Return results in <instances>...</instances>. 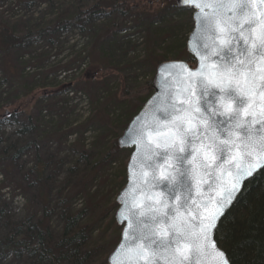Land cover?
<instances>
[{"label": "rangeland", "instance_id": "374dc122", "mask_svg": "<svg viewBox=\"0 0 264 264\" xmlns=\"http://www.w3.org/2000/svg\"><path fill=\"white\" fill-rule=\"evenodd\" d=\"M146 2L152 0H144ZM103 3L104 0H0V26L7 27L16 36H26L54 24L59 18L72 17ZM165 4L164 12L156 16L152 15L155 7L151 5L147 13L135 12L123 18L110 11L103 16L91 18L83 27L78 25L55 37L28 41L23 47L11 50L8 58L0 55V94L3 92V98H12L15 91L11 87L17 81L27 85L31 83V78L35 77L38 81L46 75L51 84L47 88L56 92L54 94L60 101L54 107L42 109L40 113L37 110L33 112V117L40 119L41 133L37 136L19 135L22 128L20 121L1 125L0 161H3L1 153L9 145L14 146L27 140L35 143L34 149L21 158L20 168L26 172L35 164L45 166L44 172L49 182L47 196L53 206L63 204L69 192L77 193L71 200L72 214L83 210L88 203H93L95 215L92 219L97 225L93 227L92 239L107 230L108 244L102 246L106 247V251L115 240V199L124 186L121 183L125 178L122 164H126L130 150H119L113 154L116 160L111 163L110 158L105 162L102 160L111 154V145L117 142L127 124L148 99L144 100L146 97L142 98L141 94L135 95L143 100V104L138 107L136 99L133 103L130 101L132 94L144 91L155 74L157 64L153 59L154 50L159 49L156 45H152V48L149 41L161 35L166 23L170 22L181 26L182 30L177 31L169 43H174L175 49H179L183 43L186 49L190 24L192 27V10L178 11L174 0L170 3L165 1ZM97 56L118 70L126 87L124 103H109L104 108L106 119L102 121L93 119L92 114L98 104L108 99L109 94L118 92L120 82L115 73L100 88L95 87L93 93L96 100L92 96L90 98L89 92L83 88L84 84L74 85V80L79 79L85 71L94 73L92 65ZM76 57L79 62L69 69L65 68ZM156 59H161L159 64L171 61L163 57ZM7 61L9 63L5 64ZM17 74L22 75V80L15 76ZM57 128H60L58 138L51 137V131ZM75 144H78L77 148H73ZM81 146L83 149H78ZM4 165L0 162V182L3 180ZM82 178H87L85 185ZM86 185L88 195L81 192ZM35 190L33 186L29 193L24 192L19 178L9 176V182L0 191V196L1 203L8 206L12 220L17 222L27 214H39L37 211L40 207L37 208L33 203ZM51 226L56 234L61 231L62 224L57 217L52 218ZM22 262L25 261L14 260L10 255L0 257V264Z\"/></svg>", "mask_w": 264, "mask_h": 264}, {"label": "snow or ice", "instance_id": "6c2138e0", "mask_svg": "<svg viewBox=\"0 0 264 264\" xmlns=\"http://www.w3.org/2000/svg\"><path fill=\"white\" fill-rule=\"evenodd\" d=\"M179 2L199 10L194 18L211 43L196 51L199 67L184 66L188 87L181 89L179 106L170 94L160 109L165 125L158 120L139 134L141 164L151 173L146 183L162 194L130 221L119 248H134L144 264H160L162 255L170 264H201L209 249L224 257L210 233L243 183L264 168V18H257L249 0ZM165 128L153 147L145 133L160 135ZM205 184L216 195L194 197V188Z\"/></svg>", "mask_w": 264, "mask_h": 264}, {"label": "trees", "instance_id": "16d2710c", "mask_svg": "<svg viewBox=\"0 0 264 264\" xmlns=\"http://www.w3.org/2000/svg\"><path fill=\"white\" fill-rule=\"evenodd\" d=\"M104 1L105 3L102 5L92 6L87 11L79 12L72 17L59 18L54 24L26 36H16L7 27L0 26V55L8 58L11 50L23 47L28 41L55 37L57 34L78 25L83 27L91 18L103 16L110 11L115 12L119 18H123L135 12L147 13L151 5L155 7L154 12L151 10L152 15L156 16L164 12L165 1L171 2V0H152V2L146 3H144V0ZM183 10L178 9L180 12H183ZM180 27L168 22L164 26L165 31L161 35H155L156 37L149 41L152 48V45H156L159 49H153L155 64L158 65L161 60L156 58L163 57L164 60L184 61L191 68L194 67L195 63L188 55L183 43L180 44L179 49H175L174 43H169L171 37L177 31L182 30ZM190 30H192L191 24L189 33ZM77 60L78 57L69 61L65 68L69 69L75 65L79 62ZM7 63L9 62L7 61L5 64ZM92 66L94 67V73L85 71L79 79L74 80V85L84 84L83 88L89 92V96L90 98L92 96L93 100H96L93 93L95 87L100 88L112 77V73H115V77L120 82L118 92L109 94L108 99H104L103 103L98 104V108L92 114L93 119L102 121L106 119L104 108L109 103H124L126 87L123 77L118 74V70L111 68L104 60H99L98 56ZM8 75L14 76L11 73ZM15 76L22 80V75L17 74ZM30 81L31 83L27 85L17 81V84L11 87L15 91L12 98L8 96L3 98V92L0 94V127L4 123H17L20 121L22 128L18 132L19 135L37 136L41 133L40 119L33 117V112L37 110L40 113L42 109L54 107L60 101L54 94L56 92H51L47 88L51 84L48 82L46 75L38 81L35 77L31 78ZM96 82L100 83L92 85ZM122 92L124 95H122ZM139 94L143 95L142 98L146 97L144 100L149 98L152 94L151 83H148L143 92L132 94L133 97H130L132 103L136 99L137 107L143 101L136 97ZM44 103H46L45 107L43 106ZM59 131L60 128H57L56 131L53 129L50 136L58 138ZM12 145H9L1 153L3 161L0 162L5 165L3 180L0 182V191L9 182V176H16L19 178L24 192L28 191L29 193L33 186L36 188L35 195L32 196L33 203L37 208H40L37 211L39 214H27L25 218L16 222L12 220L7 204L1 203L2 198L0 196V257L10 255L14 260L27 262H22L23 264H107L108 254L119 242L121 228L116 223L113 224V232L116 234L114 235L115 240L108 245L110 248L106 251V247L102 246L108 244L106 240L107 230L98 238L92 239L93 227L97 225L96 221L92 219L95 215V205L88 203L83 210L72 214L70 213L71 200L77 193L69 192L66 194L63 204L53 206L47 196L49 182L45 176V166L35 164L33 168L26 172L20 168L21 158L34 149L35 143L27 140L21 144ZM111 146L113 151L115 149L116 151L110 150L111 154L105 156L102 162L107 161L108 158L111 160L110 163L116 160L114 155L119 152V149L116 142ZM77 147L78 144L73 146V148ZM78 149L82 150L83 148L81 146ZM125 165V163L122 164L123 170ZM86 179L82 178L83 185L87 183ZM121 183L125 184V178ZM87 191V185L81 189V192L85 195H88ZM104 212H108V210ZM87 214H92V216H87ZM53 217H57L62 224L61 231L57 234L51 226ZM214 239L218 248L225 253L229 264H264V168L244 184L234 204L219 222Z\"/></svg>", "mask_w": 264, "mask_h": 264}, {"label": "water", "instance_id": "95a60500", "mask_svg": "<svg viewBox=\"0 0 264 264\" xmlns=\"http://www.w3.org/2000/svg\"><path fill=\"white\" fill-rule=\"evenodd\" d=\"M174 3L175 6L179 9L192 10V30L186 40L185 46L188 55L191 56V58L195 62V66L191 68L186 62L179 60L165 61L158 64L153 76V80L151 82V96L144 102L138 113L130 120V122L123 130L121 136L117 139L116 143L118 149L130 150V154L125 166V184L119 191L115 199L117 209L114 215V221L117 226L121 227L120 239L117 245L108 255L106 260L107 264H133L134 261L135 264H144L143 260L135 257L134 248H119L122 240L124 239L125 228L129 226L130 221L140 216L146 203H153L155 202V200H159L162 194V188H152L146 183L145 178L147 176H150L151 173L141 164L143 143L141 142L139 134L145 127L155 126L158 120L162 127L165 125L160 109L167 107L169 103L168 97L170 94L173 101L179 106L181 100L183 99L181 95V89L188 87L187 71L185 70L184 66H186L187 70H195L197 67H199L201 58L196 55V51L200 47H202L203 43H211V41L208 40L207 35L198 27L199 18H194V13L198 12L199 10L194 7L182 5L179 0H174ZM249 7L253 12L256 13L257 18H264V3H261L260 0H249ZM203 11L211 13L213 11V8L204 7ZM190 41L191 44L189 43ZM220 42L221 41H217V43ZM216 59L218 58L212 57V60ZM171 65H175V67H171ZM209 66H211V61H209ZM179 81H184V83H180ZM257 111H259V109H257ZM166 134L167 128H165L164 132H162L160 135L149 132L145 133V136L146 140L151 142L152 146L154 147L155 143L158 140H162L163 136ZM208 162L213 163L211 160H209ZM217 164L225 169L228 168V164L222 163V161L220 160L215 161V163H213V167H215ZM262 169L258 170L252 177L246 180L241 186V190L244 184L247 183ZM159 174L160 173L158 172L157 175ZM215 174L219 175L220 173L216 172ZM227 179L228 176L225 174L224 180L227 181ZM240 192L241 191L236 193L235 199L231 202L230 205L225 208L224 215L217 221V227L221 219L234 204ZM199 194H203L204 196L216 195L215 192H211L208 190L207 184H205L202 188H194L192 195L196 197ZM149 197H152L154 199H149ZM216 229H214L210 233V237L214 241ZM216 247L218 248L217 243ZM200 259L201 264H222L224 260H227V257L226 255H224V257L218 258L211 251V249H209V252L206 255L202 256ZM160 264H170V259H166L165 256L162 255ZM227 264H229L228 260Z\"/></svg>", "mask_w": 264, "mask_h": 264}]
</instances>
